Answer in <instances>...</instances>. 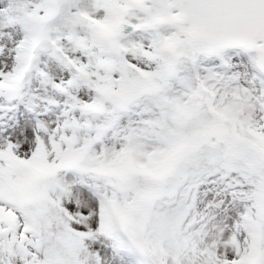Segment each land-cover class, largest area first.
Returning a JSON list of instances; mask_svg holds the SVG:
<instances>
[{"label":"snow or ice","instance_id":"obj_1","mask_svg":"<svg viewBox=\"0 0 264 264\" xmlns=\"http://www.w3.org/2000/svg\"><path fill=\"white\" fill-rule=\"evenodd\" d=\"M0 264H264V0H0Z\"/></svg>","mask_w":264,"mask_h":264}]
</instances>
